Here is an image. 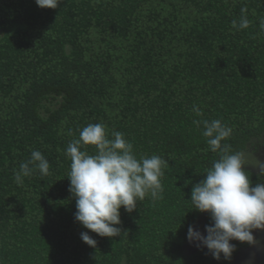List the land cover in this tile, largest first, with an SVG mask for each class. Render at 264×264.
I'll return each mask as SVG.
<instances>
[{"label": "trees", "instance_id": "16d2710c", "mask_svg": "<svg viewBox=\"0 0 264 264\" xmlns=\"http://www.w3.org/2000/svg\"><path fill=\"white\" fill-rule=\"evenodd\" d=\"M262 20L264 0H0V264H225L187 240L189 225L210 223L189 200L219 158L204 120L232 129L233 150L259 138L264 159ZM96 123L109 138L121 132L138 159L167 162L161 198L121 208L114 238L76 222L69 192L67 146ZM34 150L49 173L16 183Z\"/></svg>", "mask_w": 264, "mask_h": 264}, {"label": "clouds", "instance_id": "9594fccd", "mask_svg": "<svg viewBox=\"0 0 264 264\" xmlns=\"http://www.w3.org/2000/svg\"><path fill=\"white\" fill-rule=\"evenodd\" d=\"M62 0H35L42 9H57ZM242 13L247 9L242 8ZM233 26L237 21H233ZM250 21L246 16L240 18L239 28L247 29ZM264 30V20L260 22ZM197 115L200 110L194 106ZM200 125V121H196ZM232 129L221 120L203 121L202 136L206 138L210 150L219 153L212 166L206 170L204 179L192 188L193 210L207 213L210 223L204 231L189 225L187 240L197 247L203 246L212 257L230 261L237 250L233 241L255 246V231H264V159L259 151V138H253L244 149L233 150L225 141ZM81 145L95 146V154L81 150ZM66 156L71 165L68 174L69 192L75 200L76 222L100 237L120 236L121 208L128 213L137 208L139 201L146 196L161 198L163 191L160 178L167 163L158 155L136 157L133 145L117 131L112 138L106 134L100 123L88 124L80 131L79 138L69 143ZM256 169L260 180L253 186V173L246 166ZM50 164L44 155L32 151L28 161L21 163L14 173V180L20 184L25 177L39 171L49 173ZM81 239L95 248L97 241L88 231L81 233Z\"/></svg>", "mask_w": 264, "mask_h": 264}, {"label": "flooded vegetation", "instance_id": "af4514ba", "mask_svg": "<svg viewBox=\"0 0 264 264\" xmlns=\"http://www.w3.org/2000/svg\"><path fill=\"white\" fill-rule=\"evenodd\" d=\"M254 235L257 237L255 246L233 241L237 250L233 253L232 259L225 264H264V231L262 235L260 231H255Z\"/></svg>", "mask_w": 264, "mask_h": 264}, {"label": "rangeland", "instance_id": "374dc122", "mask_svg": "<svg viewBox=\"0 0 264 264\" xmlns=\"http://www.w3.org/2000/svg\"><path fill=\"white\" fill-rule=\"evenodd\" d=\"M263 145V144H262ZM263 146H259V149L260 148H262ZM258 153H259V151H258ZM258 155V154H257ZM259 156V155H258ZM260 157V156H259ZM250 166V165H249ZM198 223H199V226H198V228H197V230H199V231H201V232H204V228H205V221H204V219H200L199 221H198ZM260 235H262V231H260ZM261 237V236H260ZM192 247V246H191ZM191 247H189V248H191ZM201 247H203V246H201ZM204 248V247H203Z\"/></svg>", "mask_w": 264, "mask_h": 264}]
</instances>
